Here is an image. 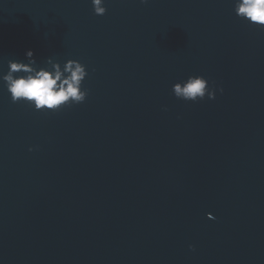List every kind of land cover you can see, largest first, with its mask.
<instances>
[{
  "label": "water",
  "instance_id": "95a60500",
  "mask_svg": "<svg viewBox=\"0 0 264 264\" xmlns=\"http://www.w3.org/2000/svg\"><path fill=\"white\" fill-rule=\"evenodd\" d=\"M233 5L0 0V75L88 72L56 112L0 80V264H264V28ZM190 75L223 92L177 99Z\"/></svg>",
  "mask_w": 264,
  "mask_h": 264
},
{
  "label": "clouds",
  "instance_id": "9594fccd",
  "mask_svg": "<svg viewBox=\"0 0 264 264\" xmlns=\"http://www.w3.org/2000/svg\"><path fill=\"white\" fill-rule=\"evenodd\" d=\"M91 3L95 15L106 13L105 0H91ZM140 3L147 4L148 0H140ZM233 11L249 24L264 28V0H234ZM25 59L26 62L9 60L7 72L0 75L13 103L23 101L34 110L56 112L85 102L88 89L83 87V81L88 72L80 61L68 59L61 64L49 57L40 64L31 49L26 51ZM217 91L222 93L223 88L209 86L208 80L200 75H190L172 86L177 99L192 103L205 97L213 100ZM208 217L214 218L211 213Z\"/></svg>",
  "mask_w": 264,
  "mask_h": 264
}]
</instances>
